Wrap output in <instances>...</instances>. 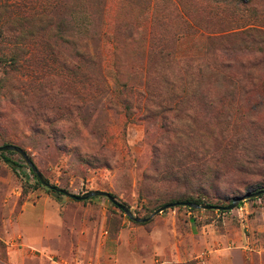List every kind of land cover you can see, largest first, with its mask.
I'll return each mask as SVG.
<instances>
[{"label": "rangeland", "instance_id": "rangeland-1", "mask_svg": "<svg viewBox=\"0 0 264 264\" xmlns=\"http://www.w3.org/2000/svg\"><path fill=\"white\" fill-rule=\"evenodd\" d=\"M0 146L134 216L264 186V0H0ZM12 20V19H11ZM15 23V22H14ZM0 155V264H264V195L130 220Z\"/></svg>", "mask_w": 264, "mask_h": 264}, {"label": "water", "instance_id": "water-1", "mask_svg": "<svg viewBox=\"0 0 264 264\" xmlns=\"http://www.w3.org/2000/svg\"><path fill=\"white\" fill-rule=\"evenodd\" d=\"M4 151H13V152L17 153L22 158L24 163L28 166V168L33 172V174L35 175L37 180L42 185L48 187L49 189L56 190L57 192L65 194V195H67L71 198H74L76 200H79V201L90 199L92 197H100V196L106 197L115 206L120 208L130 220L137 222V223H141V224L147 223L149 220H151V218H153L155 215L161 213L162 211L166 210L167 208H171V207H175V206H188V207L194 208V209H205V210L212 209V210H219V211L220 210L230 211L232 209L237 208L239 206L240 202H242L244 200L252 199V198H257L262 193H264V189L256 191V192L244 193L242 195H238V196H235L234 198H232L230 204H228V205L197 204L195 202L178 201V202H174V203L165 204V205H162V206L156 208L149 216L136 217L133 215L131 210L126 205L118 202L109 192L102 191V190H90V191H87L81 195H76V194H73L67 190L58 188L55 185L51 184L47 180V178L42 174V172L37 168V166L35 165L33 160L30 158L28 153L23 148H21L20 146L15 145V144L1 145L0 146V152H4Z\"/></svg>", "mask_w": 264, "mask_h": 264}, {"label": "trees", "instance_id": "trees-1", "mask_svg": "<svg viewBox=\"0 0 264 264\" xmlns=\"http://www.w3.org/2000/svg\"><path fill=\"white\" fill-rule=\"evenodd\" d=\"M2 8H4V6H2L0 4V11L3 10ZM5 9V8H4ZM0 18H2V13H0ZM12 19V20H11ZM16 18H14V16H8L6 17V19L4 20H1L0 19V37L2 39H11V38H16L17 36H19L21 34V31H22V28L20 26V24H18L16 22ZM15 22V23H14ZM0 62H4L6 63L7 65L8 64H11L12 63V60H6L4 57H1L0 58ZM5 144H12V143H3L2 145H5ZM13 153V151H4V152H0V155L2 156V159L3 161L9 165L13 170H16L17 167L20 166V164H18V162L12 160L10 157H8L5 153ZM31 158V157H30ZM31 171V170H30ZM31 173L33 174V172L31 171ZM36 184L37 185H40V182L37 180L36 181ZM264 189V186L262 188H259L257 189L256 191H259V190H262ZM51 190V189H50ZM56 191V190H54ZM254 191V192H256ZM57 192V191H56ZM60 193V192H59ZM114 198L115 196L110 193ZM264 193H262L260 196H258L257 198L263 196ZM235 197V196H234ZM257 198H252V199H248V200H254V199H257ZM205 199V196L200 194L198 195L196 198H193L192 196H187V197H182L180 198L178 201H182V202H195L197 204H208L206 203V201H204ZM232 200V199H231ZM231 200L229 201L228 204H230ZM178 201H171V202H168V203H164L162 205H165V204H169V203H174V202H178ZM245 201V200H244ZM244 201L240 202L239 205H241ZM227 204V205H228ZM189 210H195L194 208H190L188 206H186ZM226 211H222L220 210L219 213H225ZM0 245H2V242H0Z\"/></svg>", "mask_w": 264, "mask_h": 264}, {"label": "built area", "instance_id": "built-area-1", "mask_svg": "<svg viewBox=\"0 0 264 264\" xmlns=\"http://www.w3.org/2000/svg\"><path fill=\"white\" fill-rule=\"evenodd\" d=\"M237 209H238L239 211H240V210H242V206H241V205H239V207H238Z\"/></svg>", "mask_w": 264, "mask_h": 264}]
</instances>
